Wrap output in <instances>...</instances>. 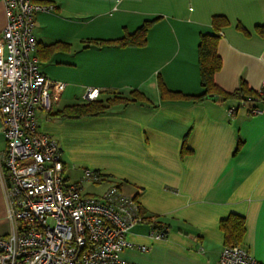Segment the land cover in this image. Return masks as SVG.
Returning a JSON list of instances; mask_svg holds the SVG:
<instances>
[{
	"label": "crops",
	"instance_id": "1",
	"mask_svg": "<svg viewBox=\"0 0 264 264\" xmlns=\"http://www.w3.org/2000/svg\"><path fill=\"white\" fill-rule=\"evenodd\" d=\"M34 1L54 7L34 17L39 70L65 85L55 111H36L38 132L57 142L65 173L97 172L103 192L114 185L136 199L142 221L125 236L133 247L120 258L218 264L225 247L220 222L236 215L245 228L239 246L264 264V115L248 112L261 106L256 98L264 100V0ZM214 17L226 22L218 32L215 85L234 94L244 83L257 97L244 107L221 97L166 100L161 86L183 96L203 92L198 45ZM146 23L143 46L113 43ZM5 25L0 0V34ZM87 89L98 90L96 101L103 103L131 101V92L142 98L113 104L97 117L53 116L87 103ZM5 148L0 118V154ZM158 227L166 236L157 241L150 233ZM8 231L0 185V237Z\"/></svg>",
	"mask_w": 264,
	"mask_h": 264
},
{
	"label": "built area",
	"instance_id": "2",
	"mask_svg": "<svg viewBox=\"0 0 264 264\" xmlns=\"http://www.w3.org/2000/svg\"><path fill=\"white\" fill-rule=\"evenodd\" d=\"M1 2L6 25L0 34V118L6 148L0 185L9 231L0 237V264H131L120 253L133 247L125 236L142 221L138 203L114 185L100 195L83 194L81 183L99 185V173L85 169L80 184L69 183L57 142L38 132L36 111L49 114L65 89L40 72L34 56L35 14L54 7L33 0ZM98 97V90L87 89L83 99ZM239 102L244 107L249 101ZM254 102L261 106L250 105L249 114L264 115V100ZM236 111L230 108L228 115ZM165 236L163 229L150 233L157 241ZM218 264L260 263L240 246H225Z\"/></svg>",
	"mask_w": 264,
	"mask_h": 264
},
{
	"label": "trees",
	"instance_id": "3",
	"mask_svg": "<svg viewBox=\"0 0 264 264\" xmlns=\"http://www.w3.org/2000/svg\"><path fill=\"white\" fill-rule=\"evenodd\" d=\"M225 24V19L221 17H214L212 21V32L200 36L198 45V65L200 83L203 92L197 96H183L178 93L166 91L161 86V94L163 98L170 101L184 100L192 103H201L204 100L212 99L214 97H221L223 101L230 99L252 101L255 99L254 97H257V94L249 91L244 83H241L240 89L234 94H227L223 92L214 83V76L221 69V60L217 54V43L219 39L218 32ZM149 26L150 23H146L134 34L127 35L119 40L113 41V43L118 46H143L145 44V36ZM130 95L133 97V100L131 101L121 97H116L113 100H107L105 103L102 101H92L68 107L53 116L68 119L97 117L104 114L107 108L113 104H126L128 102H134L135 98H142V96L137 92H131ZM134 200L136 201L135 198ZM157 229L161 228L158 227ZM220 229L224 234L225 246H239L245 231L244 220L239 216L231 215L227 219L220 222Z\"/></svg>",
	"mask_w": 264,
	"mask_h": 264
},
{
	"label": "rangeland",
	"instance_id": "4",
	"mask_svg": "<svg viewBox=\"0 0 264 264\" xmlns=\"http://www.w3.org/2000/svg\"><path fill=\"white\" fill-rule=\"evenodd\" d=\"M52 111H55V107H52ZM66 175H68V178H70V182L73 181H80L82 178V175L80 172H76V171H71V169L66 170ZM67 179V177H66ZM83 187V192L84 194H89V195H99L103 192L104 190V186L103 185H95L91 182H85L82 184Z\"/></svg>",
	"mask_w": 264,
	"mask_h": 264
}]
</instances>
